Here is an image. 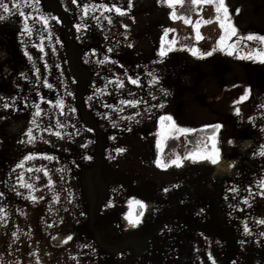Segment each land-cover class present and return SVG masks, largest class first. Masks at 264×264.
<instances>
[{
	"label": "crops",
	"instance_id": "crops-1",
	"mask_svg": "<svg viewBox=\"0 0 264 264\" xmlns=\"http://www.w3.org/2000/svg\"><path fill=\"white\" fill-rule=\"evenodd\" d=\"M221 1L228 21L261 31L264 0ZM134 2L0 0V55L26 56L22 64L35 71L29 83L38 96L26 102L38 120L39 159L29 165L49 159L56 168L44 180L49 188L23 196L21 210L31 209L34 225L45 215L65 222L49 230L41 252L32 239L21 240L33 249L26 264H264V68L254 78L262 64L251 60L253 70L245 63L234 73L226 41L217 55L218 20L201 18L200 7L190 19L141 18L160 8L150 0L139 18L136 10L116 17L118 7ZM26 18H65L71 30L22 29ZM173 22L179 25L165 51ZM22 60L13 69L21 70ZM47 71L44 96L38 87ZM164 119L179 132L218 126L211 142L221 162L162 168ZM44 135L57 136V145H46ZM48 149L54 152L45 155ZM58 166L65 168L60 175ZM128 205L134 214L141 207L129 222ZM64 233L70 237L58 251L53 241Z\"/></svg>",
	"mask_w": 264,
	"mask_h": 264
},
{
	"label": "rangeland",
	"instance_id": "rangeland-1",
	"mask_svg": "<svg viewBox=\"0 0 264 264\" xmlns=\"http://www.w3.org/2000/svg\"><path fill=\"white\" fill-rule=\"evenodd\" d=\"M149 1L150 0H135V2L131 6H125V9L123 7L122 9L118 7L116 17L119 16V11H121V16H119L118 18H130L132 12L136 10L135 18H139L143 14L145 9L151 7L147 5L149 4ZM178 1L182 3L183 7V0H156V4L160 8L155 9V12H153L152 14L146 13V15L141 16V18H173L172 12L177 9L174 5H176ZM185 2L187 8H189L194 2H196V0H185ZM197 6H200V10L203 12L201 18L216 17L217 10L214 6L211 7L207 6V4L200 3H198ZM161 7L164 9H161ZM129 9L131 10L130 13L129 11H127ZM224 13V18H227L226 21L230 22L231 24H235L231 20L228 21V18L232 17L227 13V9L225 7ZM233 18H235V15ZM69 19L71 21L73 19H80L81 21L85 18ZM26 20L29 21V23L23 25L22 29H35L41 30L42 32L48 30L50 31L51 29H53V31L57 33H67L71 30L70 24L64 21L65 18H26ZM128 24L129 23H123V29H126ZM173 24L174 27L173 29H171L172 31L170 32L171 37H169V41H172L173 38H175V35L173 37V34L177 32V25H179L177 24V22H173ZM75 25L77 24L75 23ZM217 28L219 31L220 39V31L222 30L220 22L217 23ZM255 38L259 39L257 43L253 38L248 37L249 44L252 43V46H243L241 48V51L238 48H235L234 50L230 48V53L227 54L228 56L225 58L229 60V63L234 62V73H236L237 70L242 73L244 71V68L246 67L245 63H249L254 57L257 60L259 57H261L259 62L262 63V65L257 67V71L253 73L254 78L260 77L261 70L263 71L264 68V24L261 28V31H259L257 37ZM220 43L221 42L219 41L217 55L219 56V58H222L223 53H221V50L223 47ZM240 45L241 43H236V47H240ZM201 50L204 51L205 46H203ZM250 54L252 55L251 57H249ZM17 58L23 59L21 65H19V67L21 66V70L13 69V67L15 68V66H17ZM28 61L29 60H27L26 56L12 57L8 55H0V264L28 263V257L31 255V251L33 249L28 246L21 245V240L32 239L33 242L38 244L37 246L40 247L38 248V250L41 252V248L46 243L45 240L48 239L49 230L56 228V231L57 229L62 228L65 224L63 216L59 214L55 216L45 215L48 221L44 219L34 225L33 223H30L28 221L31 216L27 215V212L31 211V209L27 210L26 212L21 210L24 202H26V198L24 199L23 196H31V193L34 194L35 190L43 189L42 186L44 185L49 188V183L45 181H47L50 177L56 176L53 173V169L56 170V168H54L53 166H49V159L46 166L37 167L34 165H29L30 163L37 164L39 159L36 151L37 139H35L36 135L34 134L36 128H38L39 126L36 125L38 120L33 117L32 104L30 102H26V99L28 101L27 97L30 94H34L35 92V95L30 98V100H34L35 97L38 96V93L36 91L32 92V90H35L37 88L35 86H31V84L29 83V81L33 77H35L33 66H30L28 63L26 65L22 64ZM254 65H256V63ZM248 66L250 67V65ZM236 67H238V69ZM251 70L253 69L251 68ZM50 73V71L42 72V74L47 75V78L39 80L38 90L41 95H49L48 89L50 88V86L46 84H48L49 82L47 79L50 78ZM38 77H40V74L38 75ZM260 78L264 80V72ZM244 88L245 87L240 86L235 87L234 89L236 90L235 92H239L241 90L243 91ZM242 91L238 93L239 102L240 98L243 95ZM236 100L237 99H235V102ZM234 109H237V104L234 105ZM229 110H231V108H229ZM171 123L172 122H170V125L165 127L164 129H159L158 155H161L162 153L165 155L164 148H167L169 144L173 143L175 146L170 147H176L179 154V157H177V159L174 161V165L184 166L185 164H188L190 162H198L207 165L214 164L213 166H215L219 162H221L220 160L222 157L219 151L207 153L203 149H201L195 153L187 152L188 144L185 141V136L188 131L179 132ZM56 142L57 136L50 139L48 135H44V143L46 145H49L51 143L57 145ZM162 143L166 145L163 146ZM28 148L32 149L28 150ZM53 152L54 151L48 149L45 155H49V153L52 154ZM171 152L172 151H169V154L167 153L165 155V162L170 160V155H172ZM25 153L33 156V159L31 161L24 160L23 158L25 157ZM34 157H37L38 159L36 158L34 160ZM43 157L44 154H42L41 158ZM50 168H52V173H50ZM63 171H65V168L58 166L57 175L62 174ZM134 215L135 214L132 210L131 205L126 206L124 211L125 219L129 222L134 219ZM34 229L36 231L35 235L33 236L32 231ZM60 235L61 236H57L59 238H56L53 241L55 245L57 242H59V245L56 248L58 249V251H60L63 245L66 244L69 240V238L67 239V237H70L69 234L66 233ZM53 254L54 256L57 255L59 257L58 253Z\"/></svg>",
	"mask_w": 264,
	"mask_h": 264
},
{
	"label": "trees",
	"instance_id": "trees-1",
	"mask_svg": "<svg viewBox=\"0 0 264 264\" xmlns=\"http://www.w3.org/2000/svg\"><path fill=\"white\" fill-rule=\"evenodd\" d=\"M178 5V6H177ZM177 9L172 12V16L175 20L185 18V19H190L192 18L194 13H198L199 7L196 5V2H194L189 8L186 6L185 0H183V7L182 3L178 1L176 5H174ZM207 6L215 7L216 11V19L218 22L221 23L222 26V31L223 33L220 36L219 41L221 42L220 44L224 47L225 41L228 43V49H227V54L230 53V48L235 49L238 48L241 51V48L243 46L250 45L252 46L249 41L248 37H251L254 39V41L257 43L259 41L257 37V34L259 33L260 30H242L240 29L237 25L231 24L230 22L226 21V18H224V7L222 6V1L221 0H212L210 2H207ZM225 31V33H224ZM226 33H229V38L232 37V43H230V39L226 40ZM249 35V36H247ZM239 42L241 43L240 47H236V43ZM171 46V42H169V37H166L165 39V45L164 49L165 51L169 50V47ZM252 55L250 54L249 57ZM248 58V57H247ZM261 57L255 59V57L252 60L259 61ZM249 65L254 64L253 62L247 63ZM262 64V63H261ZM169 121L167 119L161 120L160 125L164 128L167 126ZM219 128L218 126H210L206 128H201L197 129L194 131H188L185 136V141L187 142V152L190 153H195L198 152L199 150L203 149L207 153H212L214 151L212 143H211V137L215 135L218 132ZM163 146L166 145L162 143ZM168 144V143H167ZM162 146V147H163ZM170 146H175L173 143L169 144L167 148H164L165 155L169 152L172 151L170 155V160L165 162L164 157L165 155L162 153L161 155L159 154L157 157L158 163L162 168H169L172 164H174V161L179 157V154L177 152L176 147H170ZM169 154V153H168ZM141 213V207H139L136 212H135V217L140 215Z\"/></svg>",
	"mask_w": 264,
	"mask_h": 264
}]
</instances>
